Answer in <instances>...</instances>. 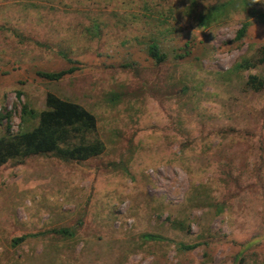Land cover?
<instances>
[{"label": "rangeland", "instance_id": "374dc122", "mask_svg": "<svg viewBox=\"0 0 264 264\" xmlns=\"http://www.w3.org/2000/svg\"><path fill=\"white\" fill-rule=\"evenodd\" d=\"M263 44L264 0H0V136L53 92L105 144L0 164V264H264Z\"/></svg>", "mask_w": 264, "mask_h": 264}, {"label": "trees", "instance_id": "16d2710c", "mask_svg": "<svg viewBox=\"0 0 264 264\" xmlns=\"http://www.w3.org/2000/svg\"><path fill=\"white\" fill-rule=\"evenodd\" d=\"M231 1L217 5L202 20L204 25L212 22L213 18L223 10ZM249 22L243 23L237 32V38L241 39L246 34ZM148 52L157 62L165 60L166 55L161 52L159 45L152 42L148 46ZM264 62V44L259 49V55L253 62L243 60L235 64L236 68L254 67ZM73 68L60 71H38V74L50 80L62 78L66 73L72 72ZM249 83L256 90L263 87V79L257 75H250ZM21 92H19L20 94ZM46 108L39 113L29 107L27 103L22 105L23 116L38 117L39 122L36 126L26 129L13 136H0V164L9 159H21L31 155H41L55 153L64 159L87 160L88 158L101 154L105 149L104 142L97 138L92 141L87 140L86 134L96 131L97 119L93 112L82 104L64 99L53 92H48L46 96ZM5 115L2 114V117ZM77 138V140H75ZM56 232L68 234L67 228L56 229ZM28 235L16 237L14 243L24 240ZM143 237L148 240H162L165 237L160 234L146 233ZM264 238V237H263ZM199 243L185 244L180 243L183 249H193Z\"/></svg>", "mask_w": 264, "mask_h": 264}]
</instances>
